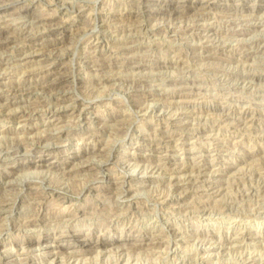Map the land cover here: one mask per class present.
<instances>
[{
	"label": "rangeland",
	"instance_id": "374dc122",
	"mask_svg": "<svg viewBox=\"0 0 264 264\" xmlns=\"http://www.w3.org/2000/svg\"><path fill=\"white\" fill-rule=\"evenodd\" d=\"M263 81L264 0H0V264H264Z\"/></svg>",
	"mask_w": 264,
	"mask_h": 264
},
{
	"label": "bare ground",
	"instance_id": "6f19581e",
	"mask_svg": "<svg viewBox=\"0 0 264 264\" xmlns=\"http://www.w3.org/2000/svg\"><path fill=\"white\" fill-rule=\"evenodd\" d=\"M203 2V1H202ZM184 6V5H183ZM239 6V5H238ZM158 8V7H157ZM176 10V9H175ZM54 27V26H53ZM202 28V27H201ZM9 40V39H8ZM42 59V58H41ZM264 82V81H263ZM154 103V102H153ZM152 104V103H151ZM8 106V105H7ZM264 117V116H263ZM80 118V117H79ZM90 122V121H89ZM103 157V156H102ZM42 159V158H41ZM96 159V158H95ZM94 160V159H93ZM93 160H92V162H93ZM82 161V160H81ZM96 161H98V160H96ZM99 162V161H98ZM54 163V162H53ZM91 163V162H90ZM106 163V162H105ZM87 164H88V162H87ZM98 164V163H97ZM96 164V165H97ZM102 164H104V163H102ZM41 165V164H40ZM28 166V165H27ZM81 166V165H80ZM41 171V170H40ZM110 171V170H109ZM27 172V171H26ZM31 172V171H30ZM175 172H177V170L176 171H174V173ZM43 173V172H42ZM46 173V172H45ZM103 173V172H102ZM111 173V172H110ZM22 174V173H21ZM25 174V173H24ZM31 174H33L32 172H31ZM36 174V173H35ZM10 175V174H9ZM49 175V174H48ZM30 176H32V177H34L33 175H30ZM37 176V175H36ZM101 176V175H100ZM29 177V176H28ZM27 177V178H28ZM38 177V176H37ZM174 177V176H173ZM40 179V178H39ZM99 179V178H98ZM23 180V179H22ZM13 182V181H12ZM20 183V182H19ZM88 183V182H87ZM48 185V184H47ZM36 186V185H35ZM29 187V186H28ZM49 187V186H48ZM38 188V187H37ZM128 188V187H127ZM42 190V189H41ZM108 190V189H107ZM24 191V190H23ZM22 191V192H23ZM81 192H83V191H81ZM18 193V192H17ZM125 193H127L126 194V196L128 195V193H129V191L128 190H125ZM12 194V193H11ZM21 194V193H20ZM47 194V193H46ZM18 195V194H17ZM7 196V195H6ZM124 196V195H123ZM129 196V195H128ZM8 197V196H7ZM44 199V198H43ZM64 200V199H63ZM65 201V200H64ZM4 202H5V200H4ZM13 202V201H12ZM16 204V203H15ZM11 205V204H10ZM14 205V204H13ZM13 205H11V206H13ZM10 206V207H11ZM65 207V206H64ZM8 208V207H7ZM14 208V207H13ZM30 208V207H29ZM3 209V208H2ZM12 209V208H11ZM28 209V208H27ZM60 209V208H59ZM80 209V208H79ZM0 210H1V208H0ZM5 211V210H4ZM85 211V210H84ZM190 211V210H189ZM21 212V211H20ZM29 212V211H28ZM13 213V212H12ZM51 213V212H50ZM8 215V214H7ZM60 217V216H59ZM8 218V217H7ZM56 220V219H55ZM44 223V222H43ZM19 224V223H18ZM39 226V225H38ZM26 228V227H25ZM31 228V227H30ZM36 228V227H35ZM176 228V227H175ZM64 230V229H63ZM42 232V231H41ZM80 232V231H79ZM251 233V232H250ZM177 234V233H176ZM43 235V234H42ZM58 235V234H57ZM136 235V234H135ZM182 235V234H181ZM243 235V234H242ZM76 236V235H75ZM80 236V235H79ZM172 236V235H171ZM180 236V235H179ZM237 237V236H236ZM239 237V236H238ZM254 237H256V236H254ZM74 238V237H73ZM78 238V237H77ZM88 238V237H87ZM90 238V237H89ZM144 238V237H143ZM31 239V238H30ZM140 239V238H139ZM78 240H79V242L81 241V240H85L84 238H82L81 236L78 238ZM169 240V239H168ZM196 240V239H195ZM152 242V241H151ZM155 244V243H154ZM203 244V243H202ZM257 244V243H256ZM216 245V244H215ZM236 245V244H235ZM85 246V245H84ZM179 246V245H178ZM208 246V245H207ZM201 247V246H200ZM211 248V247H210ZM123 249V248H122ZM126 250V249H125ZM5 251V250H4ZM16 251V250H15ZM240 251V250H239ZM69 252V251H68ZM127 252V251H126ZM221 252V251H220ZM223 252V251H222ZM247 252V251H246ZM17 253H18V251H17ZM215 253V252H214ZM167 254V253H166ZM254 254H255V252H254ZM259 254V253H258ZM123 255V254H122ZM212 255V254H211ZM225 255V254H224ZM130 256V255H129ZM189 256V255H188ZM213 256V255H212ZM222 256V255H221ZM29 257V256H28ZM74 257V256H73ZM118 257V256H117ZM191 257V256H190ZM130 258V257H129ZM53 259V258H52ZM57 259V258H56ZM192 259V258H191ZM68 260V259H67ZM128 260V259H127ZM250 260V259H249ZM257 260V259H256ZM27 261V260H26ZM61 261V260H60ZM74 261V260H73ZM130 261V260H129ZM79 262V261H78ZM187 262V261H186ZM194 262V261H193ZM14 263V262H13ZM17 263V262H16ZM61 263V262H60ZM69 263H70V261H69ZM177 263V262H176ZM76 264V263H75Z\"/></svg>",
	"mask_w": 264,
	"mask_h": 264
}]
</instances>
